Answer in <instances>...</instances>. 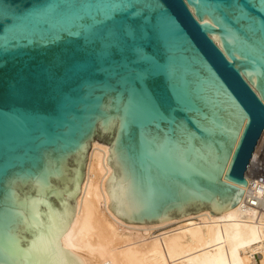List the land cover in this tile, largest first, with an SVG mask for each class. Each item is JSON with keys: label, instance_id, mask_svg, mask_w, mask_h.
I'll use <instances>...</instances> for the list:
<instances>
[{"label": "water", "instance_id": "obj_1", "mask_svg": "<svg viewBox=\"0 0 264 264\" xmlns=\"http://www.w3.org/2000/svg\"><path fill=\"white\" fill-rule=\"evenodd\" d=\"M263 132L264 0H0V264H85L96 139L109 208L153 225L236 207Z\"/></svg>", "mask_w": 264, "mask_h": 264}, {"label": "bare ground", "instance_id": "obj_2", "mask_svg": "<svg viewBox=\"0 0 264 264\" xmlns=\"http://www.w3.org/2000/svg\"><path fill=\"white\" fill-rule=\"evenodd\" d=\"M110 146L93 141L73 221L60 239L85 264H264V215L210 210L153 225H131L109 208ZM247 190V188H246ZM246 193V192H245ZM144 234L148 237L144 238ZM261 254V262L255 259Z\"/></svg>", "mask_w": 264, "mask_h": 264}, {"label": "built area", "instance_id": "obj_3", "mask_svg": "<svg viewBox=\"0 0 264 264\" xmlns=\"http://www.w3.org/2000/svg\"><path fill=\"white\" fill-rule=\"evenodd\" d=\"M245 177L248 185L247 190L245 188L243 209L246 213L255 215L258 222L264 215V132L261 134ZM254 256L260 263L262 255Z\"/></svg>", "mask_w": 264, "mask_h": 264}, {"label": "snow or ice", "instance_id": "obj_4", "mask_svg": "<svg viewBox=\"0 0 264 264\" xmlns=\"http://www.w3.org/2000/svg\"><path fill=\"white\" fill-rule=\"evenodd\" d=\"M137 55H138V56H142L143 53L138 52ZM242 123H243V121H241V124H242ZM238 134H239V133H237V135H238ZM233 143H235V139H233ZM32 264H50V262H47V261H34V262H32Z\"/></svg>", "mask_w": 264, "mask_h": 264}, {"label": "rangeland", "instance_id": "obj_5", "mask_svg": "<svg viewBox=\"0 0 264 264\" xmlns=\"http://www.w3.org/2000/svg\"><path fill=\"white\" fill-rule=\"evenodd\" d=\"M95 141H98L97 139L95 140ZM98 142H100V141H98ZM100 143H102V142H100ZM88 161V160H87ZM86 167H87V164H86ZM85 170H86V168H85ZM85 177V176H84ZM83 180H84V178H83ZM83 182V181H82ZM82 184V183H81ZM80 187H81V185H80ZM144 238H146V237H148V235L147 234H144V236H143Z\"/></svg>", "mask_w": 264, "mask_h": 264}]
</instances>
